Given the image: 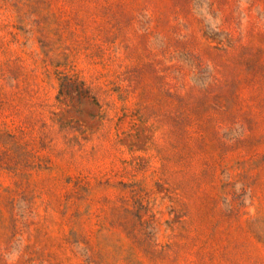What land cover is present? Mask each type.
<instances>
[{
  "label": "rangeland",
  "instance_id": "obj_1",
  "mask_svg": "<svg viewBox=\"0 0 264 264\" xmlns=\"http://www.w3.org/2000/svg\"><path fill=\"white\" fill-rule=\"evenodd\" d=\"M0 264H264V0H0Z\"/></svg>",
  "mask_w": 264,
  "mask_h": 264
}]
</instances>
